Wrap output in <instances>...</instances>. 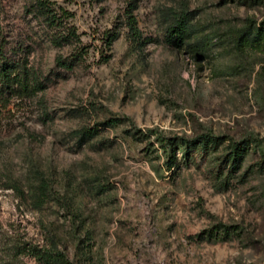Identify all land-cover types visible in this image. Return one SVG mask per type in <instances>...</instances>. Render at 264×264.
Listing matches in <instances>:
<instances>
[{
  "label": "rangeland",
  "instance_id": "1",
  "mask_svg": "<svg viewBox=\"0 0 264 264\" xmlns=\"http://www.w3.org/2000/svg\"><path fill=\"white\" fill-rule=\"evenodd\" d=\"M0 54L45 81L0 106L6 243L54 264H264V0H0Z\"/></svg>",
  "mask_w": 264,
  "mask_h": 264
},
{
  "label": "trees",
  "instance_id": "2",
  "mask_svg": "<svg viewBox=\"0 0 264 264\" xmlns=\"http://www.w3.org/2000/svg\"><path fill=\"white\" fill-rule=\"evenodd\" d=\"M42 1L43 9L50 10L49 3ZM134 8L129 10L128 22L130 31L134 38L141 37L138 31L137 21L133 15ZM170 37L176 41L178 47H183L188 39L187 26L185 21H180L177 26L170 30ZM74 36V35H72ZM116 37V36H114ZM112 42V39H111ZM256 43V41H254ZM57 64L61 68L67 70L72 69L73 65L64 59H59ZM45 88V81L41 80L40 75L31 67L27 60L24 59H8L6 55L0 54V106L3 109L8 108L12 103H21L33 98L38 92ZM202 143L200 139L187 141L186 145H195ZM243 148V146H242ZM242 154L238 147L235 152V157ZM237 160H233L236 164ZM173 165L169 164V167ZM0 241H3L5 253L0 258V264H26L20 259L21 256L27 255L34 258L39 264H54L62 252H56L46 247H39L32 244H8L0 236Z\"/></svg>",
  "mask_w": 264,
  "mask_h": 264
}]
</instances>
